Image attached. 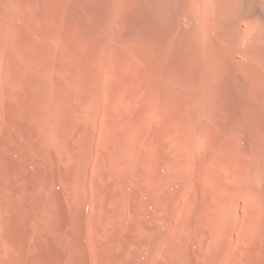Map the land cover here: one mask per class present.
Here are the masks:
<instances>
[{"label": "bare ground", "instance_id": "obj_1", "mask_svg": "<svg viewBox=\"0 0 264 264\" xmlns=\"http://www.w3.org/2000/svg\"><path fill=\"white\" fill-rule=\"evenodd\" d=\"M0 264H264V0H0Z\"/></svg>", "mask_w": 264, "mask_h": 264}]
</instances>
